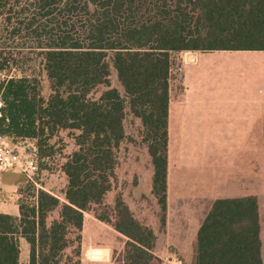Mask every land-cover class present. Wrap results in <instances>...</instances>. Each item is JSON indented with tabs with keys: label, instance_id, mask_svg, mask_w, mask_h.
<instances>
[{
	"label": "trees",
	"instance_id": "trees-1",
	"mask_svg": "<svg viewBox=\"0 0 264 264\" xmlns=\"http://www.w3.org/2000/svg\"><path fill=\"white\" fill-rule=\"evenodd\" d=\"M9 39L20 43L13 66L21 75L0 83V134L35 141L43 163L54 158L51 141L61 132L71 133L75 149L61 167L64 202L28 184L17 191L19 216L0 213V264H21L22 239L28 264H82L67 252L81 246L85 213L113 190L128 116L141 122L152 195L166 225L176 56L264 51V0H0V42ZM7 65L0 63V73ZM113 72L122 90L112 86ZM115 212L127 243L114 264L158 261L153 229L121 196ZM263 236L255 197L215 201L197 232L193 264H264Z\"/></svg>",
	"mask_w": 264,
	"mask_h": 264
},
{
	"label": "crops",
	"instance_id": "crops-1",
	"mask_svg": "<svg viewBox=\"0 0 264 264\" xmlns=\"http://www.w3.org/2000/svg\"><path fill=\"white\" fill-rule=\"evenodd\" d=\"M188 54L170 92L168 215L194 198L197 237L218 200L255 197L264 215V51ZM0 213L18 217L19 206L0 204Z\"/></svg>",
	"mask_w": 264,
	"mask_h": 264
},
{
	"label": "rangeland",
	"instance_id": "rangeland-1",
	"mask_svg": "<svg viewBox=\"0 0 264 264\" xmlns=\"http://www.w3.org/2000/svg\"><path fill=\"white\" fill-rule=\"evenodd\" d=\"M19 44L13 39H9L5 44L0 42V63L10 64V66L7 65L3 73H0V83L6 78H16L21 75L20 69L13 66V61L18 58V53L21 52ZM187 54L188 52H182L176 56L179 66L182 65V61L188 60L190 55ZM25 70L29 69L25 68ZM111 83L113 87L122 90L115 72L112 74ZM43 84L44 89L49 90L48 82L44 80ZM102 91L103 89H100L93 96L98 98ZM125 126L127 139L118 152L119 165L113 190L108 194L102 206L93 207L85 213L81 246L79 247V244L75 243L74 247L68 250L67 255L73 260L81 261L82 264H114L122 257L127 239L117 232L114 226L117 222L115 202L121 196L135 218L143 225L153 229L157 235V246L154 253L158 261L154 264H193L195 228L198 224V214H196L198 213L196 207L198 202L194 201V198H191L190 202L182 199L175 201L173 209L168 215L167 223L165 226L163 225L160 208L152 195V165L147 148L142 142L141 122L128 116ZM32 142V140H27L26 143L25 140L11 141L21 150L22 154L32 152ZM254 143L257 146L258 140L250 141V144ZM51 145L54 148V158L47 159L44 163L39 159V174L34 180L38 187L28 181L22 173L0 172V179L4 184L2 192H7L4 197L0 195V204L6 203L8 206L13 205L14 208L15 203L18 205V199H16L18 195L14 193V189L18 191L28 184L35 190H45L64 202L63 197L68 181L61 167L75 149L74 140L70 132H61L51 141ZM257 155L255 153L256 160ZM263 166L264 156L261 155L262 175L264 173ZM194 205L195 208L185 207ZM15 210L18 212L16 207L11 212L14 213ZM57 217L58 215L55 213L51 219ZM78 236V232H73L72 239L76 242ZM20 246V263L28 264L29 246L23 239L20 240ZM77 251L80 252V255L76 257Z\"/></svg>",
	"mask_w": 264,
	"mask_h": 264
},
{
	"label": "built area",
	"instance_id": "built-area-1",
	"mask_svg": "<svg viewBox=\"0 0 264 264\" xmlns=\"http://www.w3.org/2000/svg\"><path fill=\"white\" fill-rule=\"evenodd\" d=\"M183 64V61H182ZM182 65H178L176 75L181 72ZM4 102L0 98V119L2 118V110ZM27 142V140H25ZM33 150L29 154H22L21 150L13 145L9 138L0 134V172L22 173L28 181L36 187L35 177L39 174V152L35 142L31 143ZM18 148V149H17ZM4 184L0 179V194L3 191Z\"/></svg>",
	"mask_w": 264,
	"mask_h": 264
}]
</instances>
